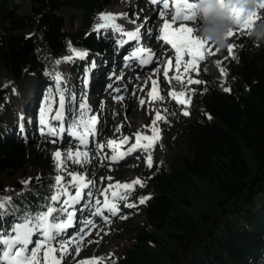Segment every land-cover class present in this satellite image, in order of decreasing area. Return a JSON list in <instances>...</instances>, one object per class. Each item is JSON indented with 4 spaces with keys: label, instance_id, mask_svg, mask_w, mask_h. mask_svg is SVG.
Here are the masks:
<instances>
[{
    "label": "trees",
    "instance_id": "trees-1",
    "mask_svg": "<svg viewBox=\"0 0 264 264\" xmlns=\"http://www.w3.org/2000/svg\"><path fill=\"white\" fill-rule=\"evenodd\" d=\"M112 1L30 0L26 9L15 0H0V66L16 79L25 70L35 73L32 103L52 93L54 83L69 92L83 91L87 63L100 61L112 49L109 37L90 31ZM257 12L256 23L264 21V10ZM228 41L234 43L237 59L229 56L228 46L212 59L222 60L228 91L219 88L207 66L195 71L194 80L201 81L194 83L196 98L188 115L177 116V134L188 154L162 166L143 167L147 189L139 188L129 198L139 202L148 191L151 196L137 211H124L104 224L107 231L125 236L127 247L103 264H264V42L255 43L249 34ZM74 50L87 53L88 61L70 58L61 70L58 59ZM45 69L52 82L44 77ZM68 111L74 122V100L69 99ZM14 116L20 126L0 115V200L12 202L0 217V232L10 231L28 212L59 207L50 197L72 190L71 176L79 171L68 145L31 134L17 111ZM18 127L25 130L18 133ZM94 205L88 201L80 210V237ZM132 215L141 216V222ZM61 244L71 252L80 242L71 244L59 236L56 250L63 256Z\"/></svg>",
    "mask_w": 264,
    "mask_h": 264
},
{
    "label": "rangeland",
    "instance_id": "rangeland-1",
    "mask_svg": "<svg viewBox=\"0 0 264 264\" xmlns=\"http://www.w3.org/2000/svg\"><path fill=\"white\" fill-rule=\"evenodd\" d=\"M15 1L21 4L23 3V8L27 9L30 0ZM160 13L159 11L148 9L142 0H113L111 4L106 6L105 12L102 13L124 14L115 21V24H118L121 28L123 27L122 29H124V26L127 24L132 23L131 26H126L128 31L132 29L136 30L139 27L140 30H146V33L151 32L152 38L145 44V49H152L154 46L156 49L153 48V50H158L159 57L151 69H146L143 72L129 71L125 74L126 82L130 88L124 93L123 97L120 98L113 92H108L99 103V105L106 104L109 107V112H107L104 120L106 130L105 132L99 133L98 138L94 140V145L98 149L100 155L101 169L98 170V172L102 175L101 181L103 183L99 197L100 203L98 209L100 212L105 209L103 202L107 197L108 189L113 190V188L117 186L123 187L124 185H129L131 188L137 185L145 186L146 181L141 172L144 166H148L147 161L149 155H151L152 164L157 162V165L162 166L171 162L179 155L185 156L188 154L184 149V140L177 134L178 118L176 116L171 121L166 132L161 129L162 125L169 120L168 116L172 113L170 110H176L175 107L180 110L181 107L183 108L189 104V101L185 100V98L182 99L187 101V103L180 104V97L174 98L170 93H175L179 90H192V83H188L189 77L192 78V71L189 69L188 72H185V66L188 64L190 57L187 56L185 61L180 63L179 69H177L176 59L174 58V53L171 51V47L161 44L159 28L163 24L162 21L164 16L162 17ZM125 20L128 21V23H125ZM101 23H103V21L101 20V15H99L95 19L91 31L97 33L111 31L116 39H118L117 41L127 37L115 30L112 31L111 26L104 27L103 30H97V26ZM216 49L215 46L211 45V50ZM221 50L222 49H219V51ZM205 59L199 64L204 63ZM68 60L69 59L66 58L58 61L61 70L65 69ZM210 69L216 79L222 83L221 87H225L226 77L225 74L221 72V67L219 65L210 64ZM44 75L46 78L50 77L49 69L44 70ZM178 75L180 79H175L174 77ZM153 78L159 81L164 90V99L161 102H153L149 97V88L153 84ZM34 85L35 73L25 70L22 77L16 79L9 70L4 66H0V115L6 118L11 125L14 124L13 112L15 109H22L24 104L28 102L32 92H34ZM142 100L144 101L143 104H141ZM127 102H130L128 106L126 105ZM52 104L53 101L50 100L45 105L42 104V107L46 109V112H49L52 109ZM157 113L160 114V117L161 115L163 116L160 122L157 121L159 119H155ZM176 113L178 114V112H175V114ZM45 117L47 120L48 115L46 114ZM41 118L39 121H41ZM85 118L86 119L82 120H89L87 114H85ZM50 119H52V117H50ZM139 131L142 133L153 132L159 137L156 148H152L149 155L146 154L147 158H144L143 154L139 152L136 154L139 156L132 155L130 159L120 165L109 164V159L105 160L107 158H112L113 150L118 146L119 142L124 143L125 138L128 139V137H131L130 142H135V139L132 138L133 133ZM99 138L100 142H98ZM109 141H114L115 143L109 146ZM129 147L130 144L128 143L127 148ZM83 153L86 152L83 151L81 154ZM82 157L83 155H80V158ZM86 171L87 168L85 167L83 175H87V179H90L91 176L89 177V172ZM16 178L19 182L24 180V177L19 173L16 175ZM136 181H140V183H135ZM129 205H133L132 207L135 206L133 203L127 206L129 207ZM133 220L135 222H141L142 217L136 215ZM121 228L122 227L119 229ZM87 236L88 238H85L82 242L83 245L79 247L78 253H75L72 261L73 264H99L101 261L109 260L112 254H121L123 251L122 246L127 243L125 236H121L118 232L105 235L100 232L99 227L96 225L94 227L91 226V230ZM48 252L49 251L46 252V256ZM52 258L54 260L53 254L51 252L48 253V261L46 260V264H54Z\"/></svg>",
    "mask_w": 264,
    "mask_h": 264
},
{
    "label": "snow or ice",
    "instance_id": "snow-or-ice-1",
    "mask_svg": "<svg viewBox=\"0 0 264 264\" xmlns=\"http://www.w3.org/2000/svg\"><path fill=\"white\" fill-rule=\"evenodd\" d=\"M152 4H161L163 5L164 11L160 13L163 17L169 9L168 0H150ZM175 4V15L171 17V23L166 22L163 29H161L160 39L167 44H170L173 49H175L176 56V65L177 69L180 67L181 57L187 55L190 57L188 64L185 66V72H188L189 69L196 71L198 74L199 63L206 58L207 55L214 54L211 50V44L205 40L200 39L196 35V22L197 15L195 12V0H174ZM222 7H228L233 18L234 28L227 33L226 38L229 39L234 35H246L249 34V30L256 23L258 17V12L249 13L244 12L241 9L231 7L226 4L225 0H222ZM258 10H264V3L259 5ZM124 14H101V20L103 23L97 26V30L104 27L111 26L115 31L126 35L128 40L139 41L141 39L140 28L138 27L135 31L125 32L118 24H115V20L121 18ZM177 22H179V27H173ZM123 43V42H122ZM234 43L228 45V54L233 59H237V56L234 51ZM216 51H219L217 48ZM74 55L83 58L87 53L84 52H75ZM131 59H139L142 64H150L153 62V53L150 49H144L139 47L136 51L132 53ZM218 64L220 62H217ZM221 72L226 75V72L221 68ZM166 74V73H165ZM175 79H180L179 75L174 77ZM57 83L60 82L61 77L58 75L56 77ZM199 80H193L191 77L188 79V83H200ZM227 90V89H226ZM175 98L178 94L170 93ZM179 95H183L180 93ZM158 99H163V97H156ZM180 103H187V101L179 100ZM63 98L60 101V111L56 113L55 119H63ZM144 101H141L143 104ZM81 108L87 110L86 104H82ZM46 115V112H45ZM184 115H188V112L185 111ZM157 119H162L159 113H157ZM42 124H47L46 119L41 118ZM96 123V118L90 117L88 121L80 120L79 122H74L73 124V134L76 133L81 126L85 128V132L81 134V143L84 142V139L87 135L93 132V126ZM64 129L61 128V131ZM50 134L55 135L54 129H49ZM159 137H157L158 139ZM147 139V137H145ZM127 138H125V141ZM140 140L139 134H137V141ZM114 141H109L108 144L111 146L114 144ZM152 145H143L146 150ZM135 150V146L129 147L127 149L128 153H131ZM76 155H83L85 160L87 159V153H76ZM55 156L59 158L61 156L60 152H56ZM115 159V157L113 158ZM148 165H152V159L149 155ZM82 179V178H81ZM60 178L57 177V182L59 183ZM135 183H140L136 181ZM89 182H85L83 187L87 188ZM124 188H128L129 185H124ZM91 193H86L85 195H90ZM81 198V192H76L75 196L72 198V203H76ZM149 197L140 199L139 203L144 204ZM50 200L53 204H64L66 207H53L51 205L46 206L43 211L37 212L35 214L28 212L23 216L21 220L16 222L10 231L0 232V264H43L42 261L38 260V253L45 247V245L59 243V236L71 226L73 220V213L68 211V208L71 205L68 204L66 200H59L58 196L50 197ZM11 199L6 198L0 200V217L7 214V209L11 206ZM99 203V201H97ZM133 205H129L132 207ZM109 212L115 216L118 212V209L115 205L109 207ZM64 214V218H61V214ZM95 214H100V210L97 209ZM126 218V217H121ZM108 218L105 217V220ZM91 225L95 226L91 220L86 222V226ZM35 237H40V239H35ZM60 250L63 253L68 252V245L61 244ZM49 252H54L56 249L49 248ZM75 253H78L79 248L77 247ZM60 259H63L61 256ZM54 264H60V260H54Z\"/></svg>",
    "mask_w": 264,
    "mask_h": 264
},
{
    "label": "clouds",
    "instance_id": "clouds-1",
    "mask_svg": "<svg viewBox=\"0 0 264 264\" xmlns=\"http://www.w3.org/2000/svg\"><path fill=\"white\" fill-rule=\"evenodd\" d=\"M226 4L254 13L264 0H225ZM196 35L218 49H224L229 41L227 33L234 28V22L228 7H222V0H195ZM249 38L255 43L264 42V21L255 23L249 30Z\"/></svg>",
    "mask_w": 264,
    "mask_h": 264
},
{
    "label": "bare ground",
    "instance_id": "bare-ground-1",
    "mask_svg": "<svg viewBox=\"0 0 264 264\" xmlns=\"http://www.w3.org/2000/svg\"><path fill=\"white\" fill-rule=\"evenodd\" d=\"M157 85V84H156ZM180 93H183V95H181L180 97H187V98H189L190 97V95H188V93L187 94H185V91H180L179 92V94ZM150 135H152L151 133H144V134H142L141 136H140V140L139 141H137V138H136V142L135 143H138V146L139 147H141V149H142V151H144V152H146V154L147 155H149V151H150V149H145L144 147H142L143 145H146L147 144V142L149 141L148 140V137L150 136ZM145 137H147V139H145ZM136 151V150H135ZM114 158V157H113ZM116 159V158H115ZM115 159H112L111 160V162H114L115 161ZM118 192L120 193L121 192V190H118ZM49 259H51V258H49ZM52 260H53V258H52ZM53 264V263H52Z\"/></svg>",
    "mask_w": 264,
    "mask_h": 264
}]
</instances>
